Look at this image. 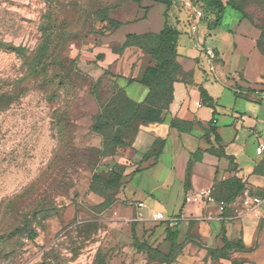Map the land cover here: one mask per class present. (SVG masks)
I'll list each match as a JSON object with an SVG mask.
<instances>
[{"label":"rangeland","instance_id":"1","mask_svg":"<svg viewBox=\"0 0 264 264\" xmlns=\"http://www.w3.org/2000/svg\"><path fill=\"white\" fill-rule=\"evenodd\" d=\"M104 9L121 21L143 16L128 0H0V264H166L133 251V219L118 197L113 152L90 131L97 106L109 104L124 121L109 124L106 140L139 125L135 107L115 84L137 51L116 50L115 30L100 33ZM90 71L104 73V83ZM216 128L225 136L234 131L225 120ZM153 171H139L132 182L143 177L148 190L154 187L139 195L145 214L167 216L173 213L167 192L176 187L160 184ZM167 226L154 218L146 233ZM177 257L170 264H193ZM233 257L240 260L237 252ZM204 259L198 264L209 263Z\"/></svg>","mask_w":264,"mask_h":264},{"label":"crops","instance_id":"2","mask_svg":"<svg viewBox=\"0 0 264 264\" xmlns=\"http://www.w3.org/2000/svg\"><path fill=\"white\" fill-rule=\"evenodd\" d=\"M132 4L136 11L143 12L144 18L125 22L115 30L111 41L117 37L122 43L131 33H158L167 22L180 32L177 60L181 68L163 121L142 125L130 146L120 147L111 160V163L126 166L118 197L127 201L125 213L127 218L133 219L131 230L134 228L137 237L149 243L163 232L162 240L153 246L162 250L169 247L166 231L146 233L156 211L145 214L146 199L139 195L151 194L154 187L148 190L149 184L143 177L136 185L132 182L139 171L154 170L151 177L161 181L160 184L170 182L169 187H176L174 192H167L169 201L166 199L165 203L171 205L173 212L166 217L177 222L165 221L166 224L178 225L179 241L190 238L178 260L189 258L193 264H198L208 257L207 248L223 246L225 236L244 245L245 249H233L230 253L233 256L237 252L240 260L208 257V264H234L235 260L239 264H264V201L252 212L243 210L239 202L244 193L264 199V154L257 152L258 146L264 143L263 10L256 5L249 6L245 10L248 17H244L235 9L236 12H229L231 7H227L220 26L214 28L211 24L214 15L210 13L203 19L202 9L194 0H175L168 9L165 4L150 0H144L141 5ZM260 40L263 41L261 47ZM130 72L131 68L125 77H116V81L129 97L142 102L148 88L138 82H128L126 77ZM90 73L95 80L104 76V73ZM201 88L212 98L211 104L204 100ZM250 104L258 107L249 110ZM97 112L98 106L94 115ZM174 119L192 123V126L180 131L171 126ZM220 120L229 123L234 130L232 134L225 136L216 128ZM93 135L95 143L102 144V137ZM246 137L250 138L248 142L243 140ZM156 140L161 143L153 151ZM198 150L201 152L193 161ZM146 154L149 157L146 158ZM162 166L165 176L160 180L158 168ZM232 177L241 179L245 188L224 213L219 212L215 203L186 201L187 195L206 188H214L221 198L220 195L229 193L224 181ZM139 203L144 206L139 207ZM199 242L204 247H200ZM132 249L134 251L135 246Z\"/></svg>","mask_w":264,"mask_h":264},{"label":"trees","instance_id":"3","mask_svg":"<svg viewBox=\"0 0 264 264\" xmlns=\"http://www.w3.org/2000/svg\"><path fill=\"white\" fill-rule=\"evenodd\" d=\"M131 3L141 5L144 0H128ZM155 3H162L167 6V9L173 4L175 0H150ZM194 4H198L202 9V18L207 19L208 14L214 15V20L211 23L212 27H219L223 18V14L227 7H231L237 11H240L244 17H248V13L245 12L246 8L251 7L253 4L257 8L264 12V0H227L224 3L223 0H194ZM101 15V26L99 31L102 35L105 32L118 29L125 22L110 18L106 13V10H99ZM141 18H144L142 16ZM140 19V18H139ZM139 19H135L137 21ZM262 38L264 37V17L262 18ZM179 30L169 25L167 22L164 28L158 32H148L142 34H128L124 42L120 43V46L116 50L133 49L137 51L136 57L132 62L131 72L127 78L128 82H138L148 88V94L142 102L134 101L125 91L124 87H121L116 81V85L121 89L123 97H125L129 103L135 107V112L132 117L134 124L138 123L144 125L148 122H162L165 110L169 108L174 97V83L177 80L178 72L181 68V64L177 60V42L179 37ZM263 41H259L260 47ZM119 77V76H117ZM104 78H99L96 81L104 83ZM202 96L204 100L211 104L212 98L208 93L201 88ZM113 106L106 105L102 108H98V112L93 116L92 125L90 131L94 134H98L102 137V149L112 150L113 155L118 153L120 147L130 146L135 135L138 133L140 126H135L132 132L119 130V134L106 140L105 131L110 123L119 121L122 123V116L111 114V108ZM120 107V106H119ZM110 113V114H109ZM113 113V112H112ZM172 127L178 128L180 131H187L192 126V123L181 122L179 120H172ZM126 136V137H123ZM161 143L155 142L152 150L156 151L155 147ZM104 147V148H103ZM152 150H150L152 152ZM201 152L198 150L193 155V161L198 157L197 154ZM158 154V153H157ZM149 157L146 154V158ZM145 158V157H144ZM126 166L121 163L115 164V167L111 169L112 175L116 178V183L121 184L125 178L124 169ZM137 171V170H135ZM227 184L229 193L224 194L219 198L218 192L212 188V193L216 199H224L227 202H233L242 193L245 188V184L241 179L232 177L224 181ZM223 189V184L221 185ZM166 238L169 247L167 250H162L159 246H153L147 240L141 241L133 228L132 236L134 239V246L138 252L147 254L149 260L158 261L160 263L170 264L172 263L178 254L182 251L184 245L190 238H186L183 241H179L180 230L176 224L174 228L167 226ZM33 238L35 233L30 232ZM223 246L219 248H207L208 257L215 260L229 259L230 253L233 249H245L241 242H234L228 240L225 236L222 238ZM239 264L237 260L233 262Z\"/></svg>","mask_w":264,"mask_h":264},{"label":"built area","instance_id":"4","mask_svg":"<svg viewBox=\"0 0 264 264\" xmlns=\"http://www.w3.org/2000/svg\"><path fill=\"white\" fill-rule=\"evenodd\" d=\"M257 152L259 154H264V143H261L258 148ZM187 202H193V203H215L219 212L224 213L228 208L232 207L234 205L233 202H227L224 199H216L212 193L211 188L202 189L200 191H197L191 195L186 196ZM264 199L258 196H253L248 193H244L240 199V205L242 206L243 210L248 212L254 211L256 208H258L262 203ZM143 203H139V207H143ZM154 218L157 220H164L169 221L171 224H174L177 222V219L174 218H168L163 214L162 212H158L154 215Z\"/></svg>","mask_w":264,"mask_h":264}]
</instances>
